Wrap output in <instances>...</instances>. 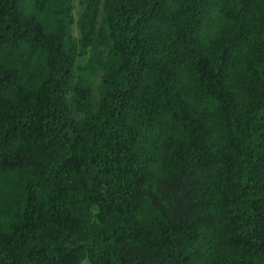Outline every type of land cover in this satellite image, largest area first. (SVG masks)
Listing matches in <instances>:
<instances>
[{"label":"trees","instance_id":"16d2710c","mask_svg":"<svg viewBox=\"0 0 264 264\" xmlns=\"http://www.w3.org/2000/svg\"><path fill=\"white\" fill-rule=\"evenodd\" d=\"M86 260L264 264V0H0V264Z\"/></svg>","mask_w":264,"mask_h":264},{"label":"rangeland","instance_id":"374dc122","mask_svg":"<svg viewBox=\"0 0 264 264\" xmlns=\"http://www.w3.org/2000/svg\"><path fill=\"white\" fill-rule=\"evenodd\" d=\"M75 4H76V11H75V13H77V11L79 9V1H76ZM74 31H75V35H77V30H76V27L75 26H74ZM82 264H90V262L88 260H86Z\"/></svg>","mask_w":264,"mask_h":264}]
</instances>
